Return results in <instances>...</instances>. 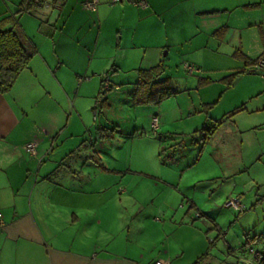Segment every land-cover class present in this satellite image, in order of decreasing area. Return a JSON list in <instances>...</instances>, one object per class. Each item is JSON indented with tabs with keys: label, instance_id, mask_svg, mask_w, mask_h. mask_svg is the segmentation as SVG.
I'll return each instance as SVG.
<instances>
[{
	"label": "rangeland",
	"instance_id": "374dc122",
	"mask_svg": "<svg viewBox=\"0 0 264 264\" xmlns=\"http://www.w3.org/2000/svg\"><path fill=\"white\" fill-rule=\"evenodd\" d=\"M21 1L0 0V29L22 30L24 21L31 22V35L49 39L38 45L41 53H51L55 62L62 57L68 61L71 92L66 113L72 114V138H64V143H77L74 163L79 160L85 168L78 166L75 175L87 179L90 190L103 186L99 208L125 215L121 220H130L131 227H148L140 245L158 235L155 227L166 231L183 253L173 264H249V248L264 250L263 241L251 240L264 231V71L245 67L235 52L264 59V26L243 31L241 42L230 34L223 39L207 27L197 33L186 8L180 9L179 21L171 19L172 25L171 20L158 25L150 19V31L157 26L166 29L164 35L180 30L157 37L152 32L151 43L162 50H141L137 43L142 41L133 39L135 28L121 32L109 23L104 35L116 50L102 44L89 53L73 40L78 35L62 31L51 0L41 9L18 14ZM109 5L115 6L110 0ZM95 37L96 26L88 40L94 42ZM184 64L199 72L189 75ZM157 65L162 67L161 79L169 78L176 94L158 104L133 106L130 91L137 70ZM241 69L256 73L237 75L226 86L223 80ZM100 79L116 87L105 93L106 105L101 107L95 104ZM240 106L244 110L229 117ZM57 114L62 123L66 115ZM216 121L222 122L213 131ZM83 122L89 126L84 128ZM96 156L102 167L95 163Z\"/></svg>",
	"mask_w": 264,
	"mask_h": 264
},
{
	"label": "crops",
	"instance_id": "0c3cea01",
	"mask_svg": "<svg viewBox=\"0 0 264 264\" xmlns=\"http://www.w3.org/2000/svg\"><path fill=\"white\" fill-rule=\"evenodd\" d=\"M51 1L52 7L57 8L58 21L62 20V31L69 29L78 35L73 40H79L81 49L89 53H96L102 44L108 51L115 49L110 36L104 35L109 23V28H119L121 32L135 28L133 39L142 41L137 43L141 50L146 46L162 50L164 47L151 42L153 33L157 37L166 29L157 26L156 31H150V19L158 25L167 24L174 17L179 21L180 9L186 8L191 11L189 17L196 24L197 33L207 27L209 33L215 32L216 37L223 39L230 34L229 37L239 36L241 42L243 31L264 26V0H138L146 3L145 8L126 3L110 6L109 0H98L91 16L82 7L88 0ZM46 4L44 0L42 7ZM173 23L171 20L169 24ZM95 26L96 37L90 42L88 35ZM33 27V23L24 21L20 28L37 54L11 90L0 93V264H153L156 260L173 264L181 260L183 253L178 245L166 231L156 227L158 235L140 245L148 227H131L130 220L122 222L121 216L125 215L99 208L103 186L90 190L89 181L75 175L78 166L81 170L85 167L79 160L74 163L77 143H64V138H72V114L66 113L71 92L67 80L69 63L64 57L55 62L51 53H41L38 45L48 43V38L31 35L27 30ZM178 30L172 33L171 29V33L163 32L162 36L180 34ZM240 51L236 50L237 57L242 54L253 60ZM243 63L246 67L244 60ZM242 71L247 70L238 72ZM58 111L66 115L62 123ZM88 126L83 122L84 128ZM29 144L34 145V154L26 149ZM251 240L264 242V231L254 233ZM169 241L174 245H169Z\"/></svg>",
	"mask_w": 264,
	"mask_h": 264
},
{
	"label": "trees",
	"instance_id": "16d2710c",
	"mask_svg": "<svg viewBox=\"0 0 264 264\" xmlns=\"http://www.w3.org/2000/svg\"><path fill=\"white\" fill-rule=\"evenodd\" d=\"M43 4L44 0H22L18 6L17 13H28L32 10L39 9ZM35 54V48L28 43L27 38L21 30H15V28L5 30L0 29V93L4 94L11 90L18 76L28 67ZM240 57L244 60L245 65H256V63L260 60H248L244 58L242 54H240ZM161 68L162 67L158 65L150 69L137 70V80L134 83V89L131 92V101L133 106L158 104L163 99L176 94L174 89L170 86L171 84H169V78L161 79ZM254 70L251 72L242 71L233 74L232 76L230 75L228 78L223 80L224 84L230 87L237 75L244 73H256ZM111 89H116V87H113L109 81L100 79V88L95 100L96 106L101 107L106 105L105 93ZM242 110H244V107L240 106L235 109L229 117H232L234 114ZM221 122L222 121H220V123L216 121V125L213 126V131L217 129V126H219ZM96 159L94 158L95 163L99 167H102V165L98 163L100 160L97 157Z\"/></svg>",
	"mask_w": 264,
	"mask_h": 264
},
{
	"label": "built area",
	"instance_id": "2783aa9c",
	"mask_svg": "<svg viewBox=\"0 0 264 264\" xmlns=\"http://www.w3.org/2000/svg\"><path fill=\"white\" fill-rule=\"evenodd\" d=\"M98 0H89L83 3V8L85 10L94 12L97 9L98 6ZM129 4V5H134V6H138V7H146V3L144 1H138V0H110V4L111 5H116V4ZM184 70L189 74V75H194L196 73L199 72V69H197L195 66L193 65H189V64H184L183 66ZM254 69L256 70H264V59H260L256 65H254ZM152 127L153 129L157 128V120L153 119L152 121ZM33 144H29L26 146V149L31 153L34 154V150H33ZM234 208L239 209L240 208V204H236L234 206ZM0 225H2L1 222V214H0ZM248 244L250 242V240H247ZM249 246V245H248ZM249 252V264H264V253L260 252V251H254L253 249L249 248L248 249ZM153 264H169L166 261H162V260H156L154 261Z\"/></svg>",
	"mask_w": 264,
	"mask_h": 264
}]
</instances>
